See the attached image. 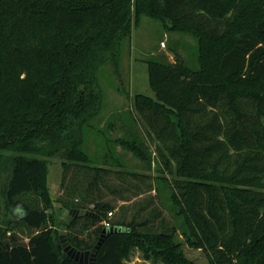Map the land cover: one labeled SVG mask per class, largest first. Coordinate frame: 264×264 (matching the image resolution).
I'll use <instances>...</instances> for the list:
<instances>
[{"label":"trees","instance_id":"16d2710c","mask_svg":"<svg viewBox=\"0 0 264 264\" xmlns=\"http://www.w3.org/2000/svg\"><path fill=\"white\" fill-rule=\"evenodd\" d=\"M143 16L197 40V67L178 54L146 61L154 96L136 94L130 111L141 130L121 121L127 136L113 141L158 172L148 190L175 223L157 227L162 212L151 196L129 220L128 207L108 217L116 207L103 189H117L107 177L148 175L112 151L93 165L83 147L102 108L98 72L111 64L119 73ZM50 157L62 161V208L87 211L69 224L74 248H94L105 221L123 229L105 237L96 264H127L137 249L162 264H194L180 235L210 264H264V0H0V173H9L8 206L34 196L13 219L36 229L26 244L0 231V264H81L47 226ZM80 221L86 238L74 231Z\"/></svg>","mask_w":264,"mask_h":264},{"label":"rangeland","instance_id":"374dc122","mask_svg":"<svg viewBox=\"0 0 264 264\" xmlns=\"http://www.w3.org/2000/svg\"><path fill=\"white\" fill-rule=\"evenodd\" d=\"M123 48L119 73L115 71L111 64L101 66L98 72V82L103 94L102 108L100 114L93 120L94 127L85 131V144L83 147L91 157L93 165L102 166L104 164V158L110 159L107 153L113 152L127 166V170L129 169L143 175H148L147 177L141 176V178L127 176L125 179H120L115 175H109L107 177V182L111 187L117 189L114 193L103 189L102 199L111 201L116 207L113 211V220L121 216L122 207H128L126 215L127 220H129L134 212L138 210L141 203L151 196L155 198V203L162 212L161 217L155 221L154 226L157 227L162 221V218L172 225L175 222L169 209L158 199L155 191L148 190V184L152 187L156 185L155 180L159 175L158 172L155 168L149 171L143 162L134 156L131 151L115 142L113 144V141L127 136L126 129L128 126L125 124V128L121 129V121L126 122L131 127H135L137 130H141V126L134 121L130 115V111L132 110L133 100L136 94L143 93L154 96L149 82L146 61L149 59H167L173 62L176 60V54H178L183 58L189 59L191 66L197 67V40L190 33L184 31L170 32L159 21L149 16H143L139 24L134 27L132 37L125 42ZM194 55L195 59L193 58ZM114 120H116L115 127L109 130L106 125L108 126ZM154 149L155 146H152V151ZM153 156L156 157L155 153ZM47 160L49 162L48 188L53 201V209L47 211L48 216H50L47 226L56 229L57 235L59 236L60 227L69 214V210L62 208L59 200L62 194V161L59 157H50ZM107 167L114 170L125 169L113 162H109ZM153 167H155V164H153ZM165 175L169 177L168 173ZM8 176V172L2 171L0 173V202L2 208L0 231L6 230V242H10L11 244H26L30 236L36 232V229L29 228L21 222L15 224L13 212L16 211L17 206H22V202L27 204L34 200V196L21 197L22 202L20 204L12 207L8 206L4 197ZM139 189L145 192L139 195ZM152 207L153 205L150 209ZM83 225V221L78 222L74 231L80 237L86 238L88 230H83ZM178 238L183 242V250L186 256L194 264H210L209 258L204 250L190 247L185 243L181 235ZM57 243L59 244L60 242L57 241ZM125 262L127 264H162L145 259L142 252L138 249L131 252V255Z\"/></svg>","mask_w":264,"mask_h":264},{"label":"water","instance_id":"95a60500","mask_svg":"<svg viewBox=\"0 0 264 264\" xmlns=\"http://www.w3.org/2000/svg\"><path fill=\"white\" fill-rule=\"evenodd\" d=\"M86 213H87L86 210L72 209L69 211V214L64 219V221L60 227V230H59L60 243L58 244V247L61 251H63L67 255L71 256L72 258L75 259V261H77L81 264H96L97 254L99 252V249H100L102 243L104 242L105 237L111 233L122 232L123 229L121 227H118V226L105 228V229H103L101 237H100L97 245L94 248H92L90 250H86V251L77 250L76 248H74L70 244V242L68 240V236H67L68 227H69V224L71 223L72 219L75 216L85 215ZM22 215H23V211L20 207L18 209H16V211L13 212V216L16 220H19Z\"/></svg>","mask_w":264,"mask_h":264},{"label":"built area","instance_id":"2783aa9c","mask_svg":"<svg viewBox=\"0 0 264 264\" xmlns=\"http://www.w3.org/2000/svg\"><path fill=\"white\" fill-rule=\"evenodd\" d=\"M113 216V212H109L108 213V217H112ZM105 227L110 228L111 224L109 221H105Z\"/></svg>","mask_w":264,"mask_h":264}]
</instances>
